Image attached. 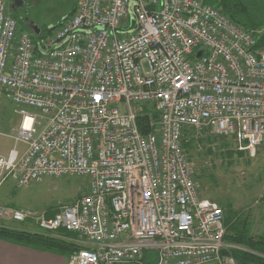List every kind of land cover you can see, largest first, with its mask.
I'll return each instance as SVG.
<instances>
[{"label":"built area","instance_id":"2783aa9c","mask_svg":"<svg viewBox=\"0 0 264 264\" xmlns=\"http://www.w3.org/2000/svg\"><path fill=\"white\" fill-rule=\"evenodd\" d=\"M263 33L202 0H78L36 41L0 0V90L24 144L0 155V181L87 178L49 217L0 206V219L76 244L67 264H234L224 212L200 194L183 144L207 134L256 157Z\"/></svg>","mask_w":264,"mask_h":264},{"label":"rangeland","instance_id":"374dc122","mask_svg":"<svg viewBox=\"0 0 264 264\" xmlns=\"http://www.w3.org/2000/svg\"><path fill=\"white\" fill-rule=\"evenodd\" d=\"M6 4L10 0H2ZM23 14L40 29L38 35L25 25H21L15 16L19 28L35 39L45 38L50 29L62 24L71 16L78 0H22ZM258 29L264 30V25ZM30 112H36L29 109ZM44 122V119H39ZM21 121L18 108L0 90V154H6L14 146L19 150L24 144L15 142V131ZM192 142L186 154L197 180L200 194L215 201L224 215H232L240 237L247 236L251 243L264 234V150L258 148L253 159L239 156L233 140L229 138H210L207 134H191ZM87 178L78 176L47 177L24 187H17L11 178L0 181V206L30 209L35 212L51 213L61 205L71 203L86 190ZM0 226L14 230H23L45 234L33 223L14 222L0 219ZM67 234V233H66ZM47 235V234H46ZM230 232L227 238L234 239ZM238 235V234H236ZM246 238V237H245ZM245 239V240H247ZM224 249L246 251L264 257L258 247L247 243L225 239ZM152 259L154 254H148ZM232 257V256H229ZM234 264H238L233 259Z\"/></svg>","mask_w":264,"mask_h":264},{"label":"trees","instance_id":"16d2710c","mask_svg":"<svg viewBox=\"0 0 264 264\" xmlns=\"http://www.w3.org/2000/svg\"><path fill=\"white\" fill-rule=\"evenodd\" d=\"M205 4L217 6L231 21L247 30H256L264 25V0H202ZM259 44H264V33L258 37ZM189 138L184 144L185 151L192 142ZM53 212L48 213L51 216ZM233 215V214H232ZM231 215V216H232ZM227 215L228 218L231 217ZM232 219V218H231ZM229 219V220H231ZM228 220V223H229ZM227 224V222H226ZM235 223H231L229 231L234 235V239L227 238V232L224 239L247 243L249 246L258 247L264 254V235L256 242L251 243L247 236L240 237ZM238 234V235H236ZM72 237L71 234H65ZM0 239L9 242L26 245L35 249L50 251L60 254L65 258L77 248V245L61 238L51 237L46 234H37L23 230H14L5 226H0ZM247 239V240H245ZM224 256H232L238 264H264V257L256 256L246 251L235 249H223Z\"/></svg>","mask_w":264,"mask_h":264},{"label":"crops","instance_id":"0c3cea01","mask_svg":"<svg viewBox=\"0 0 264 264\" xmlns=\"http://www.w3.org/2000/svg\"><path fill=\"white\" fill-rule=\"evenodd\" d=\"M261 145L264 146V141ZM238 154L239 156H245L244 153L242 152H238ZM0 155H5V154H0ZM262 202H264V197L262 198ZM229 219L230 218H228L227 215L226 216L224 215V224L226 226L227 234L229 231V226L231 225L232 222L234 223L235 221V218L231 220ZM238 234H240L239 231ZM0 264H67V263H66V258L60 254L45 250H39L26 245L17 244L0 239ZM205 264H216V263L209 262Z\"/></svg>","mask_w":264,"mask_h":264},{"label":"flooded vegetation","instance_id":"af4514ba","mask_svg":"<svg viewBox=\"0 0 264 264\" xmlns=\"http://www.w3.org/2000/svg\"><path fill=\"white\" fill-rule=\"evenodd\" d=\"M7 9L9 14L15 16L21 25L28 27L29 20L23 14L24 3L22 0H10L7 4Z\"/></svg>","mask_w":264,"mask_h":264},{"label":"water","instance_id":"95a60500","mask_svg":"<svg viewBox=\"0 0 264 264\" xmlns=\"http://www.w3.org/2000/svg\"><path fill=\"white\" fill-rule=\"evenodd\" d=\"M130 16L131 18H134L132 12H131V7H130ZM28 28H30L34 34L38 35L40 33V29L35 25L32 21H28ZM201 54V50L198 52V56Z\"/></svg>","mask_w":264,"mask_h":264},{"label":"bare ground","instance_id":"6f19581e","mask_svg":"<svg viewBox=\"0 0 264 264\" xmlns=\"http://www.w3.org/2000/svg\"><path fill=\"white\" fill-rule=\"evenodd\" d=\"M24 124H25V126L29 124V119H28V118H26V119L24 120Z\"/></svg>","mask_w":264,"mask_h":264}]
</instances>
